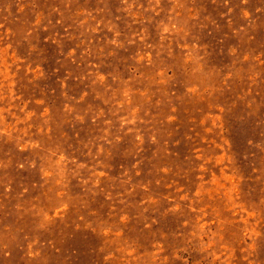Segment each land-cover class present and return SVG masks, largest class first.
I'll list each match as a JSON object with an SVG mask.
<instances>
[{
	"label": "rangeland",
	"instance_id": "rangeland-1",
	"mask_svg": "<svg viewBox=\"0 0 264 264\" xmlns=\"http://www.w3.org/2000/svg\"><path fill=\"white\" fill-rule=\"evenodd\" d=\"M0 264H264V0H0Z\"/></svg>",
	"mask_w": 264,
	"mask_h": 264
}]
</instances>
